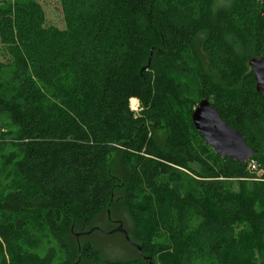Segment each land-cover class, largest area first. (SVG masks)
Returning a JSON list of instances; mask_svg holds the SVG:
<instances>
[{
    "label": "trees",
    "instance_id": "16d2710c",
    "mask_svg": "<svg viewBox=\"0 0 264 264\" xmlns=\"http://www.w3.org/2000/svg\"><path fill=\"white\" fill-rule=\"evenodd\" d=\"M59 1L62 29L38 0H0V264H264V101L248 68L264 57L261 0ZM199 55L228 89L242 82L236 97ZM202 99L255 149L249 161L217 156L194 129ZM113 205L137 232L119 222L134 258L71 241Z\"/></svg>",
    "mask_w": 264,
    "mask_h": 264
},
{
    "label": "rangeland",
    "instance_id": "374dc122",
    "mask_svg": "<svg viewBox=\"0 0 264 264\" xmlns=\"http://www.w3.org/2000/svg\"><path fill=\"white\" fill-rule=\"evenodd\" d=\"M42 5L45 16H46V24L47 26H55L58 28L64 27V20L62 16V10L59 0H38ZM252 50L249 52L252 55ZM200 56V55H199ZM201 57V58H200ZM199 57L201 71L207 75L209 81L215 87V89L219 92L225 93L228 96L236 97L239 91L242 88V82L231 89H228L226 85L219 79V77L215 74V72L210 68V66L206 63V60L202 59V56ZM172 70L175 73L183 74V69L178 65H171ZM185 76L180 75V78ZM186 79V78H183ZM131 109L137 113L140 110L139 102L136 100H130L129 102ZM155 142L158 149L163 152H168L169 150L166 148L165 139H166V131L164 128H161L155 133ZM110 166L112 168V172L116 177H119L123 180L125 177V171L121 166L120 158L117 155H113L111 157ZM191 171H199L198 168L192 164L190 166ZM189 177L193 175V173L189 172L187 174ZM258 176L262 175V172L257 173ZM232 187H237V182L235 180H230ZM181 190L184 192L191 193L193 197H198L199 194L194 189V184L190 180V178H184L181 183ZM124 190L118 189L115 192L114 197L123 196ZM123 223V227L128 229L135 236L136 230L133 227L131 219L128 216V213L124 207L119 205H113V207L108 212H103L98 215L91 222L90 226L86 228V231L91 230L90 234L77 236L79 226H76L73 230V234L71 235V241H75L76 244H83L86 240L90 241L94 248L99 251L103 260L106 259H131L135 257V251L132 247H130L120 236V233L113 231L119 226V222ZM92 229H95L94 231ZM93 231V232H92ZM113 233L112 235H108ZM84 264V263H78Z\"/></svg>",
    "mask_w": 264,
    "mask_h": 264
},
{
    "label": "water",
    "instance_id": "95a60500",
    "mask_svg": "<svg viewBox=\"0 0 264 264\" xmlns=\"http://www.w3.org/2000/svg\"><path fill=\"white\" fill-rule=\"evenodd\" d=\"M264 9V0H261ZM248 68L253 73L255 91L264 101V57H252L248 61ZM194 129L202 135L205 143L210 146L217 156L228 158L239 163H246L255 154V149L249 147L240 131L227 125L208 99L198 102L191 114ZM124 235L127 243L140 252V248L131 243L122 225L113 233Z\"/></svg>",
    "mask_w": 264,
    "mask_h": 264
},
{
    "label": "built area",
    "instance_id": "2783aa9c",
    "mask_svg": "<svg viewBox=\"0 0 264 264\" xmlns=\"http://www.w3.org/2000/svg\"><path fill=\"white\" fill-rule=\"evenodd\" d=\"M250 166L255 168V165H254V163L252 161L250 162Z\"/></svg>",
    "mask_w": 264,
    "mask_h": 264
}]
</instances>
